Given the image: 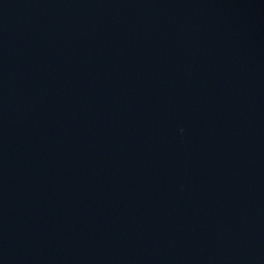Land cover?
Masks as SVG:
<instances>
[{
	"label": "water",
	"instance_id": "water-1",
	"mask_svg": "<svg viewBox=\"0 0 264 264\" xmlns=\"http://www.w3.org/2000/svg\"><path fill=\"white\" fill-rule=\"evenodd\" d=\"M0 264H264V0H0Z\"/></svg>",
	"mask_w": 264,
	"mask_h": 264
}]
</instances>
